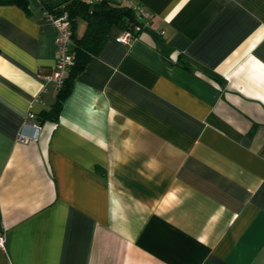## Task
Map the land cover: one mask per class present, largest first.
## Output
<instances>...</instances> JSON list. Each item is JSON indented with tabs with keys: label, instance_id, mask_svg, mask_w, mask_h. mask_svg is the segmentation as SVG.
<instances>
[{
	"label": "crops",
	"instance_id": "crops-1",
	"mask_svg": "<svg viewBox=\"0 0 264 264\" xmlns=\"http://www.w3.org/2000/svg\"><path fill=\"white\" fill-rule=\"evenodd\" d=\"M25 1L0 4V264H264V0H134L150 20L109 27L56 121Z\"/></svg>",
	"mask_w": 264,
	"mask_h": 264
},
{
	"label": "trees",
	"instance_id": "trees-1",
	"mask_svg": "<svg viewBox=\"0 0 264 264\" xmlns=\"http://www.w3.org/2000/svg\"><path fill=\"white\" fill-rule=\"evenodd\" d=\"M42 9L59 15L66 12L72 27L73 49L75 59L66 71L61 85L57 88L56 97L47 110L39 113L38 119L54 120L63 105L64 99L70 93L76 76L82 71L89 61L99 50L106 33L112 24H117L123 29H132L135 24L142 25L135 8L122 0H40ZM19 3L27 8L25 0H0V4ZM83 18L86 27L80 37H76L74 30L77 18ZM1 230V227H0Z\"/></svg>",
	"mask_w": 264,
	"mask_h": 264
},
{
	"label": "built area",
	"instance_id": "built-area-1",
	"mask_svg": "<svg viewBox=\"0 0 264 264\" xmlns=\"http://www.w3.org/2000/svg\"><path fill=\"white\" fill-rule=\"evenodd\" d=\"M89 2H95L99 0H88ZM131 4L138 15L140 20H143L142 25L135 24L132 29H123L121 35L115 37L117 42H128L134 34L139 31L144 23L148 22L151 18V14L143 6L136 3L134 0H122ZM43 16L51 23L54 28V44H55V62L53 70L50 76L47 77V80L52 82L55 88L57 89L65 76L66 71L73 64L75 59V51L73 49L72 41V27L71 22L66 14L63 12L59 15H54L51 12L43 10ZM163 33V30H161ZM36 115L31 110H28L24 116L22 126L17 132L16 139L20 142L27 143L30 140H33L37 137L40 126L35 121ZM27 129H31V132H28ZM4 247V238L2 235V230H0V248Z\"/></svg>",
	"mask_w": 264,
	"mask_h": 264
}]
</instances>
